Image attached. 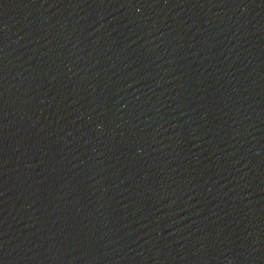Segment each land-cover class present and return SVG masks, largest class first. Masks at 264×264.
<instances>
[{"label":"water","instance_id":"obj_1","mask_svg":"<svg viewBox=\"0 0 264 264\" xmlns=\"http://www.w3.org/2000/svg\"><path fill=\"white\" fill-rule=\"evenodd\" d=\"M0 264H264V0H0Z\"/></svg>","mask_w":264,"mask_h":264}]
</instances>
